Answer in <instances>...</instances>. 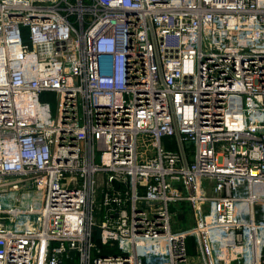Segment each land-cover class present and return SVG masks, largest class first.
<instances>
[{
    "label": "built area",
    "instance_id": "2783aa9c",
    "mask_svg": "<svg viewBox=\"0 0 264 264\" xmlns=\"http://www.w3.org/2000/svg\"><path fill=\"white\" fill-rule=\"evenodd\" d=\"M0 221V264H264V0H0Z\"/></svg>",
    "mask_w": 264,
    "mask_h": 264
},
{
    "label": "rangeland",
    "instance_id": "374dc122",
    "mask_svg": "<svg viewBox=\"0 0 264 264\" xmlns=\"http://www.w3.org/2000/svg\"><path fill=\"white\" fill-rule=\"evenodd\" d=\"M42 101L49 103L53 116L56 113V95L54 93H44L41 96ZM164 145L168 150L175 151L177 150V145L174 140L164 138L163 140ZM152 146V147H151ZM153 149V144L151 142V138L148 135H141L138 141V155H149L151 150ZM103 149V148H102ZM191 150V147L187 148V151ZM188 204L185 203H177L171 206L172 211V221L174 223V227L181 229V230H191L194 226V218L191 212V209ZM2 221H0L1 223ZM104 250V249H103ZM189 252L190 248L188 249ZM94 256V255H93Z\"/></svg>",
    "mask_w": 264,
    "mask_h": 264
}]
</instances>
